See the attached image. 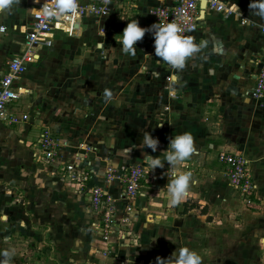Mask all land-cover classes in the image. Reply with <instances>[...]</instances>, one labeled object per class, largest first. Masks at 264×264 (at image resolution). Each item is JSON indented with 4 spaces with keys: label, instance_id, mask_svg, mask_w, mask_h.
I'll return each instance as SVG.
<instances>
[{
    "label": "crops",
    "instance_id": "crops-1",
    "mask_svg": "<svg viewBox=\"0 0 264 264\" xmlns=\"http://www.w3.org/2000/svg\"><path fill=\"white\" fill-rule=\"evenodd\" d=\"M42 1L17 0L0 12V78L9 59L23 50ZM226 1L251 23L242 24L203 2L198 30L184 35L193 37L200 51L179 71L155 56L151 30L137 42L135 56L124 57L121 76V70L108 69L109 59L98 57V50L105 49L118 59L127 23L137 20L151 29L152 10L166 0H115L106 14L84 17L73 35L54 30L51 43L38 47L39 59L19 81L25 102L11 106L19 121L0 120V252L15 249L10 264H157V257L168 258L181 247L196 251L202 264H209V248L210 264H220L215 252L221 238L231 248L241 239L249 247L250 264H262L264 98L251 92L264 61V20L249 8L251 0ZM173 75L178 76L175 82ZM46 128L59 131L68 143L60 148L66 161L74 159L78 142L94 146L91 164L84 163L94 171L89 182L63 177L56 163L46 161L35 146ZM144 132L158 138L156 152L140 148ZM182 133L191 134L195 146L194 154L177 166L192 173L187 195L172 206L168 163L148 168L152 179L147 177L134 201L133 240L112 236L108 243L95 228L100 219L88 188L101 185L118 197L123 185L106 182L108 168L146 166L145 153L163 160L170 139ZM127 147L133 148L129 155L123 151ZM223 151L240 152L249 161L257 184L255 208L231 185L219 161ZM107 247L114 249L112 255L103 254ZM236 249L229 254L235 257L230 264L241 259Z\"/></svg>",
    "mask_w": 264,
    "mask_h": 264
},
{
    "label": "built area",
    "instance_id": "built-area-1",
    "mask_svg": "<svg viewBox=\"0 0 264 264\" xmlns=\"http://www.w3.org/2000/svg\"><path fill=\"white\" fill-rule=\"evenodd\" d=\"M114 1L90 0L84 3L81 0H76V12L61 16L45 14L46 8H55L57 0L41 2L35 9L28 26L23 50L9 59L7 69L0 78V120L19 121V118L11 111L14 101L22 98L26 92L19 81L29 66L39 59L38 47L51 43L53 31L62 30L73 35L84 17L90 14H106ZM203 2H205V7L210 10L223 13L227 17L234 16L242 24L251 23L248 17L239 12L235 3H229L226 0H166L165 4L152 10L154 24L175 23L183 29L182 35L195 32L202 20L200 11ZM1 30L4 31L5 27H1ZM150 34L153 35L152 31ZM168 78L170 79V77ZM251 93L255 98H264V61L260 65ZM67 145V142L64 143L48 128L42 131L35 141V146H38L44 153L46 161L56 163V170L60 171L63 177L68 176L79 184L89 182L93 178L94 171L89 166H84V163L91 164L88 155L94 152V146L78 142L75 145L74 159L66 161L61 155L60 148ZM219 161L226 166L231 184L243 193L249 203H253L251 196L255 195L257 184L245 155L235 151H223L219 155ZM147 177L148 171L141 164L132 165L124 170L111 167L107 170L106 182L109 184L120 182L123 185L118 197L110 194L101 185H92L88 188L91 207L99 214L100 219V222L95 224V228L102 233L108 243L112 236H115L117 240H126L132 236L130 225L135 213L134 201L142 194ZM81 191L84 192L83 188ZM113 251L114 249L107 247L103 250V254L109 256ZM27 264L34 263L28 262Z\"/></svg>",
    "mask_w": 264,
    "mask_h": 264
},
{
    "label": "clouds",
    "instance_id": "clouds-1",
    "mask_svg": "<svg viewBox=\"0 0 264 264\" xmlns=\"http://www.w3.org/2000/svg\"><path fill=\"white\" fill-rule=\"evenodd\" d=\"M15 2L17 0H0V12L10 9ZM249 8L253 10L254 15L264 20V0H251ZM76 10V0H57L55 8H46L45 14L48 16H61L74 14ZM149 30L152 31L154 36L155 56L160 61L169 64L173 69L182 70L185 67L186 60L194 53L200 51V47L196 45L194 38L182 35L183 29L175 23L154 24L151 29H146L141 27L138 21L135 20L128 22L121 34L119 42L123 52L135 56L137 42L141 41L146 31ZM103 46V44L98 45V47ZM177 80L178 76L173 75L172 81L175 82ZM140 145L141 149L147 147L152 152H156L159 140L150 133L144 132ZM132 150V147H127L123 151L129 155ZM194 152L195 146L192 135L182 133L170 139L169 147L164 152L163 160L147 153L144 155V162L151 171L157 167L164 168L165 162L168 163V168L171 170L166 172L168 177L167 190L171 193L170 203L172 206H177L182 202L188 193L190 182L194 183L191 172H182L177 168L181 162L189 159ZM14 255L15 249L0 252V264H10ZM157 264H202V258L196 251L188 247H181L178 252L174 251L168 258L157 257Z\"/></svg>",
    "mask_w": 264,
    "mask_h": 264
},
{
    "label": "rangeland",
    "instance_id": "rangeland-1",
    "mask_svg": "<svg viewBox=\"0 0 264 264\" xmlns=\"http://www.w3.org/2000/svg\"><path fill=\"white\" fill-rule=\"evenodd\" d=\"M146 36V35H145ZM151 37L152 38H154V36L153 35H151ZM51 38H53L52 36H51ZM153 45H154V40H153V42H152V47H153ZM151 47V48H152ZM113 51V50H112ZM111 50H105V49H101V50H98V57L100 58V59H104V58H107V59H109L110 61H109V64L107 65L108 66V69H113V70H116V69H119V70H121L120 71V74H119V76H121V74H122V72H123V70H122V68H126V64H124V57H126V56H131V55H128V54H124V52H123V50H120V52H122V54H120V57L117 59L116 58V55H113V52H112ZM118 51H115V53H117ZM122 67V68H121ZM108 73H110V72H108ZM125 72H124V76H125ZM125 79H127V78H131L129 75H127L126 77H124ZM97 83H99V82H97ZM97 83H95V85L97 84ZM132 86V84H131V82H130V84H129V87H131ZM96 88V87H95ZM123 89V88H122ZM125 93V92H124ZM22 99V98H21ZM21 99H19V100H16V101H14V103L12 104V106L14 107V108H17V107H22V105H23V103L25 102V101H22ZM27 120V119H26ZM20 123H23L22 121L20 122ZM33 126H35V125H33ZM32 126V127H33ZM33 130V129H32ZM34 130H36V129H34ZM37 130H39V129H37ZM54 133H55V136L56 137H58V138H60V136L62 137V135H61V133L58 131H53ZM79 132V131H78ZM142 166H144L145 168H146V170H148V167H147V165L145 166L144 164H142ZM149 171H148V178L150 179H152V177L149 175ZM226 174H227V172H226ZM232 185V184H231ZM233 186V185H232ZM234 187V186H233ZM235 188V187H234ZM235 190H237L236 188H235ZM238 191V194H240L241 195V197L243 198V196H242V192H240V190H237ZM243 199H245V198H243ZM244 201V200H243ZM245 201H246V199H245ZM247 202V201H246ZM248 204H249V202H247ZM263 237V238H262ZM261 237V240L258 242L259 244H258V249L260 250V254H259V258L262 260V264L264 263V235ZM133 238H134V232L132 233V236L131 237H128V239H127V241L128 242H130L129 240H133ZM233 242V241H232ZM231 242H229L228 241V239H225V238H221L220 239V245H221V248L219 249V250H217L218 252H215V254H219L220 256H221V259H220V264H230V262H233V261H235V257L234 256H231V257H229V254H230V252H232L235 248H237L236 249V253L238 254V256H236L237 257V260L239 259V258H241L240 259V261H239V263L238 264H250V262L252 261V258L248 255V252L250 251L249 250V247H247L242 241H241V239H239L235 244V247L234 248H231L230 246H229V244H230ZM234 243V242H233ZM206 260H209V264H210V261H211V259H212V257H213V253H211V250L209 249V248H207L206 250ZM241 251H244L243 252V254L241 255V256H239V252H241ZM229 258H231L230 260H229ZM230 261V262H229ZM205 264H208V263H205Z\"/></svg>",
    "mask_w": 264,
    "mask_h": 264
},
{
    "label": "trees",
    "instance_id": "trees-1",
    "mask_svg": "<svg viewBox=\"0 0 264 264\" xmlns=\"http://www.w3.org/2000/svg\"><path fill=\"white\" fill-rule=\"evenodd\" d=\"M251 197H252L253 200L255 199V196L254 195H252ZM249 205H250V207H254L255 208L254 203H249Z\"/></svg>",
    "mask_w": 264,
    "mask_h": 264
}]
</instances>
